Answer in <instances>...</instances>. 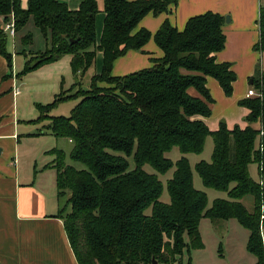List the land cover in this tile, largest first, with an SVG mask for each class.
I'll use <instances>...</instances> for the list:
<instances>
[{"label": "trees", "instance_id": "trees-1", "mask_svg": "<svg viewBox=\"0 0 264 264\" xmlns=\"http://www.w3.org/2000/svg\"><path fill=\"white\" fill-rule=\"evenodd\" d=\"M68 1L29 0L24 8L22 0H0V54L9 58L5 27L12 18L16 31L32 20L50 45L31 56L21 76L70 55L72 73L81 78L94 66L97 52L103 54L102 71L92 77L88 89L77 82L69 90L63 87L50 104L38 105V122L49 120L51 134L71 140L70 158L84 166L67 164L61 149L48 152L55 157L50 167L57 173L58 199L69 197L59 217L78 263L183 264L185 253L204 248L200 225L210 219L236 220L249 231L247 251L256 264H264V185L250 174V166L256 164L264 180V72L260 67L253 86L262 97L239 102L250 111L245 129L229 130L222 121L217 131H211L201 119L211 117L215 103L208 77L220 84L227 97L233 95L237 81L231 64L216 61L226 44L225 18L207 12L189 19L182 31L166 21L154 35L163 57L152 60L147 69L116 77L112 70L117 59L141 51L153 37L146 29L133 33L142 19L168 12L178 0H104L100 42L97 0H84L77 10H71ZM258 26L254 50L264 53V8ZM32 38L28 34L22 41L31 44ZM79 99L69 116L51 115L61 104ZM255 123L261 127L255 129ZM209 137L214 143L211 161H200L195 170L206 188L228 195L214 200L210 208L207 194L194 186L186 157L202 154ZM175 147L182 154L176 163L166 155ZM146 165L161 175L175 168L167 183L169 203L161 201L163 182L148 173ZM248 196L253 197L252 210L244 204Z\"/></svg>", "mask_w": 264, "mask_h": 264}, {"label": "crops", "instance_id": "crops-1", "mask_svg": "<svg viewBox=\"0 0 264 264\" xmlns=\"http://www.w3.org/2000/svg\"><path fill=\"white\" fill-rule=\"evenodd\" d=\"M83 1L69 0L68 7L77 10ZM97 3L100 12L96 17V34L100 42L105 21L104 0H97ZM22 5L27 8L25 3L22 2ZM261 8H264V0H178L177 5H171L168 12L160 15L150 13L142 19L133 33L146 29L153 35L152 39L141 51H129L117 59L112 74L116 77L127 76L151 67L152 60L161 59L164 54L155 43L154 35L166 21L182 31L189 19L195 16L207 12L219 14L225 18L223 30L226 44L216 54V61L231 64L237 81L233 95L227 97L220 84L208 77L207 87L215 103L211 105V117L201 119L211 131H217L222 121L226 122L229 130L235 126L245 129L249 125L245 118L250 111L241 107L239 102L248 99L247 93L254 88L253 78L257 76V69L260 67L264 71V53L254 50L260 37L258 21ZM16 35L13 37L15 49L12 50L7 43L9 58L0 54V264H79L64 220L59 217L69 197L64 198L66 201L58 199L57 173L50 167L55 157L48 154L58 148L68 152L70 157L73 144L71 140L56 138L51 134L48 130L49 120L38 122V105L50 104L48 100H54L61 92L68 68L72 73V56L67 55L56 63L21 76L30 57L29 53L18 52V31ZM19 38L23 42L22 37ZM24 55L27 57L24 58ZM102 66L103 54L97 52L93 66L96 75L101 73ZM252 126L255 129L261 127L260 123ZM64 141L68 143L67 152L62 149ZM252 166L250 174L254 179ZM254 180L264 185L261 177L258 181ZM263 218L261 232L264 247ZM210 221L213 229L225 230L222 238L225 243L228 241V250L236 253L235 244L240 243L241 236L234 222L236 220ZM224 223H232L235 233H230ZM219 244L221 249L223 242ZM245 248L247 251V243ZM247 253L251 264H256L255 256Z\"/></svg>", "mask_w": 264, "mask_h": 264}, {"label": "rangeland", "instance_id": "rangeland-1", "mask_svg": "<svg viewBox=\"0 0 264 264\" xmlns=\"http://www.w3.org/2000/svg\"><path fill=\"white\" fill-rule=\"evenodd\" d=\"M28 1L29 0H22V2L25 3L27 6H28ZM28 34H31L33 37L32 43L26 44L25 42H21V39L19 37H22V39H23L24 36H26ZM19 39H20V43L18 42ZM16 43L18 45L17 46L18 52L19 51H21V52L26 51V53H29V54L32 52L31 55L28 54V57H30V58L34 53L40 52V51L43 52L48 47H50V45L46 41L44 35L42 34V32L37 27H35V24L32 20L28 23V25L24 29L18 31V38H17ZM8 46L10 48H12V50L16 48L14 39L10 35L8 37ZM23 57L25 58L27 56L24 55ZM94 75H96V71H95V68L92 67V69L87 71L83 77L75 78L73 73H71L70 69L68 68V71L65 74V79L63 78L64 90H69L72 87V85L77 83V82H81L83 89H88L90 86V83H91V79ZM75 91H76V88L73 90V92H75ZM191 91H192L193 95L198 96L196 91H194V90H191ZM48 101H50V103H51L53 100L51 99ZM79 101H80V99L79 100H71V101H68L64 104H61L59 107H57L56 109L53 110L52 115L53 116H69L71 110L79 103ZM67 144L68 143L66 141H64V143L62 144L63 145L62 149H65L66 152H67L66 149H68ZM213 148H214L213 138L209 137L206 141L205 149H204V152L202 154H200V155H195V154L186 155V157L189 159V161L191 163V167H192V171H193V175H194V186L197 190L203 191L207 194L208 201H209L208 208H210L213 205V202L216 199H228V195L226 192L217 191V190L211 189V188H206L202 183L201 177L199 176V174L195 170V165L197 163H199L200 161H207V162L211 161L212 154H213ZM66 154H67V159H66L67 164L74 165L78 169H84V166L82 164L74 163L72 161V159L68 155V152ZM166 155H167V158L171 159L174 163H176L182 157V154L180 153V151L177 147L173 148V150L170 153H167ZM129 161L131 164V168H134L135 165H134L133 160L130 158ZM251 168H252V176L254 177V179H256L257 181L260 180V176L257 173V165L253 164V166ZM145 170L148 173L157 174L160 177V180L163 182V185H164V191H163V195L161 197V201L165 202V203H169L170 197H169V193H168V189H167V183H168V180L172 178L173 173L175 171V168L170 170L166 175H161V174L157 173L149 165L145 166ZM66 200L67 199H64V201H66ZM244 204L246 205V207L249 210H252L253 209V197L248 196L244 200ZM148 213H150V210H148ZM234 222H235V224H236V226H237V228L241 234L240 239H239L240 243L238 242L237 244H235V246L237 245V252L236 253L228 250V247H227L228 241H226V243H225L224 238H222L225 236V230L224 229L215 230L212 228L213 225H211V224H213V223L209 219H203V221L201 222V225H200V230L202 232V239H203V243H205L204 244L205 247L202 249H193V250H191V252L189 254L185 253L183 260H182L183 264H188V263L189 264H251V258L248 256V253H247L246 248H245L246 243L249 239V231H247L241 225H239V223H237V221H234ZM224 226H227V230H229L230 233H233V234L235 233V229H233L232 223H229V224L224 223ZM220 242L221 243L223 242L222 245L224 246V252H223V246L222 245H221V249L219 248ZM240 249H241L242 253H241Z\"/></svg>", "mask_w": 264, "mask_h": 264}, {"label": "built area", "instance_id": "built-area-1", "mask_svg": "<svg viewBox=\"0 0 264 264\" xmlns=\"http://www.w3.org/2000/svg\"><path fill=\"white\" fill-rule=\"evenodd\" d=\"M5 32L10 35L11 37H15V34H16V28H15V20L14 18H12V21L10 24H7L6 27H5ZM247 97L248 98H252V97H259L261 98L262 95L259 94L255 88H251L248 93H247Z\"/></svg>", "mask_w": 264, "mask_h": 264}, {"label": "water", "instance_id": "water-1", "mask_svg": "<svg viewBox=\"0 0 264 264\" xmlns=\"http://www.w3.org/2000/svg\"><path fill=\"white\" fill-rule=\"evenodd\" d=\"M227 22H229V18H227ZM154 264H157V262H154Z\"/></svg>", "mask_w": 264, "mask_h": 264}]
</instances>
